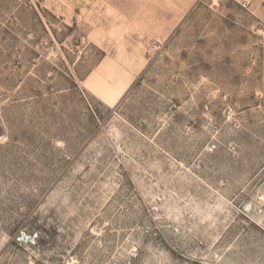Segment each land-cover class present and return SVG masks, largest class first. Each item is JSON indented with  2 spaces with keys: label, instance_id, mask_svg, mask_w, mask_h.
<instances>
[{
  "label": "rangeland",
  "instance_id": "1",
  "mask_svg": "<svg viewBox=\"0 0 264 264\" xmlns=\"http://www.w3.org/2000/svg\"><path fill=\"white\" fill-rule=\"evenodd\" d=\"M0 264H264V0H0Z\"/></svg>",
  "mask_w": 264,
  "mask_h": 264
},
{
  "label": "bare ground",
  "instance_id": "2",
  "mask_svg": "<svg viewBox=\"0 0 264 264\" xmlns=\"http://www.w3.org/2000/svg\"><path fill=\"white\" fill-rule=\"evenodd\" d=\"M125 84V83H124ZM108 91V90H107ZM103 92V91H102ZM121 92V91H120ZM110 100V99H109ZM112 100V99H111Z\"/></svg>",
  "mask_w": 264,
  "mask_h": 264
},
{
  "label": "trees",
  "instance_id": "3",
  "mask_svg": "<svg viewBox=\"0 0 264 264\" xmlns=\"http://www.w3.org/2000/svg\"><path fill=\"white\" fill-rule=\"evenodd\" d=\"M31 235H32V233H31Z\"/></svg>",
  "mask_w": 264,
  "mask_h": 264
}]
</instances>
